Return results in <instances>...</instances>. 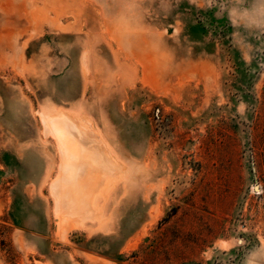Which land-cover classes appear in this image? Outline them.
Segmentation results:
<instances>
[{
	"label": "rangeland",
	"instance_id": "374dc122",
	"mask_svg": "<svg viewBox=\"0 0 264 264\" xmlns=\"http://www.w3.org/2000/svg\"><path fill=\"white\" fill-rule=\"evenodd\" d=\"M0 264H264V0H0Z\"/></svg>",
	"mask_w": 264,
	"mask_h": 264
},
{
	"label": "bare ground",
	"instance_id": "6f19581e",
	"mask_svg": "<svg viewBox=\"0 0 264 264\" xmlns=\"http://www.w3.org/2000/svg\"><path fill=\"white\" fill-rule=\"evenodd\" d=\"M84 126V125H83ZM52 127H53V130H54V134H55V136H56V138L62 143V146H65V142L67 141V139H72L73 138V136H75V131L74 130H76V129H74V130H72L70 127H69V125H66L63 121H57V120H52ZM86 127V126H85ZM73 131H74V133H73ZM77 131V130H76ZM80 131V130H79ZM89 131H91V130H89ZM89 133H91V132H89ZM93 134V133H92ZM89 140H90V138H88ZM95 139H97V138H95ZM88 140V141H89ZM98 140V139H97ZM95 140H93V142H94ZM99 141V140H98ZM86 142H87V139H86ZM84 143V142H83ZM60 144V143H59ZM71 144V143H70ZM69 144V145H70ZM85 145H88V144H85ZM98 145V144H97ZM92 146V145H91ZM95 146V145H94ZM78 144H76V147L75 148H77V149H75V151H77L78 150ZM83 147V146H82ZM97 146H95V148H96ZM87 148V147H86ZM94 148V147H93ZM97 148H99V146L97 147ZM96 148V149H97ZM64 149H66V148H64ZM92 149V148H91ZM75 151L74 150H72L71 149V156H70V165L72 164L73 166H74V168L73 169H76V167H77V165H78V160H79V157L80 156H76V154H75ZM78 152V151H77ZM86 152V151H85ZM90 153V152H89ZM86 155V154H85ZM84 155V156H85ZM90 155V154H89ZM83 156V155H82ZM85 158V157H84ZM82 159H83V157H82ZM104 159V158H103ZM89 160V159H88ZM99 160V159H98ZM78 161V162H77ZM94 161H95V159H94ZM104 161V160H103ZM107 162L109 161L110 162V160H108V158H107V160H106ZM105 161V162H106ZM86 162H88L87 161V159L85 160V164H84V161H83V164L84 165H86ZM95 162H97V161H95ZM106 162V163H107ZM98 163V162H97ZM83 164H81L80 163V166L81 165H83ZM108 164V163H107ZM110 164V163H109ZM112 164V163H111ZM91 165V164H90ZM87 166V165H86ZM89 166V165H88ZM93 166V164L91 165V167ZM107 167V166H106ZM95 168V167H94ZM69 171V170H68ZM70 171H72V170H70ZM72 173H74V170H73V172ZM71 178V177H70ZM72 180H73V178H72ZM71 180V181H72ZM80 189V188H79ZM76 200V199H75ZM90 207V206H89Z\"/></svg>",
	"mask_w": 264,
	"mask_h": 264
}]
</instances>
